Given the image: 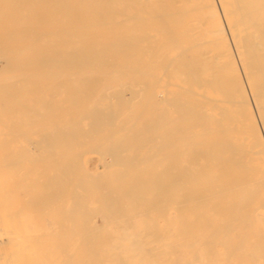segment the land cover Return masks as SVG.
I'll use <instances>...</instances> for the list:
<instances>
[{
    "label": "bare ground",
    "instance_id": "1",
    "mask_svg": "<svg viewBox=\"0 0 264 264\" xmlns=\"http://www.w3.org/2000/svg\"><path fill=\"white\" fill-rule=\"evenodd\" d=\"M0 264H264V0H0Z\"/></svg>",
    "mask_w": 264,
    "mask_h": 264
},
{
    "label": "rangeland",
    "instance_id": "2",
    "mask_svg": "<svg viewBox=\"0 0 264 264\" xmlns=\"http://www.w3.org/2000/svg\"><path fill=\"white\" fill-rule=\"evenodd\" d=\"M94 155L95 154H89V157H91V159H89L88 164L91 166H93L94 164L98 163L95 159H94ZM98 166H100L99 168H101V165L98 163ZM242 245H243V241H242Z\"/></svg>",
    "mask_w": 264,
    "mask_h": 264
}]
</instances>
